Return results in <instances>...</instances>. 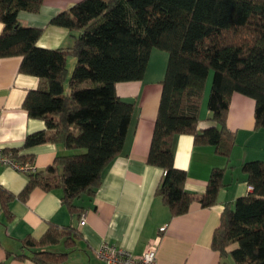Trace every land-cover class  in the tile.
I'll return each instance as SVG.
<instances>
[{
    "label": "trees",
    "instance_id": "obj_1",
    "mask_svg": "<svg viewBox=\"0 0 264 264\" xmlns=\"http://www.w3.org/2000/svg\"><path fill=\"white\" fill-rule=\"evenodd\" d=\"M42 2L0 0V58L20 56L19 71L39 79L23 107L45 124L19 149L4 150L30 165L34 154H19L20 149L54 143L67 153L44 171L27 172L19 197L25 200L36 187L60 188L62 202L80 216L83 208L75 200L94 195L103 171L122 152L135 111V102L119 97L115 86L141 80L158 49L167 53V63L147 156V163L162 170L155 195L172 216L188 212L194 199L212 206L222 170L213 169L205 191L192 195L185 189L186 172L174 166L173 141L190 134L195 143L229 156L234 137L225 123L234 93L254 100L255 126L264 128V0H80L50 19L72 38L71 46L54 49L37 45L42 29L18 20L20 11L38 12ZM69 56L75 62L68 77ZM211 72L206 105L213 125L200 128ZM242 171L250 191L224 205L211 246L234 264H264V160L246 161ZM13 197L0 190V206ZM77 237L76 228L50 225L40 239L24 241V247L35 249L32 254L18 257L55 264L66 253L42 248Z\"/></svg>",
    "mask_w": 264,
    "mask_h": 264
},
{
    "label": "crops",
    "instance_id": "obj_2",
    "mask_svg": "<svg viewBox=\"0 0 264 264\" xmlns=\"http://www.w3.org/2000/svg\"><path fill=\"white\" fill-rule=\"evenodd\" d=\"M78 1L43 0L38 12L20 11L18 20L22 25L42 29L38 46L66 48L72 44L69 31L49 21ZM74 62L69 56L68 77ZM20 63V56L0 58V148L19 149L28 134L45 128L43 120L30 117L23 107L28 91L39 86V79L21 73ZM166 63L167 53L154 49L141 80L116 84L117 95L134 101L135 111L122 152L103 171L102 182L94 195H83L75 200V204L83 208L80 216L62 202L60 188L46 191L36 187L25 200L21 199L19 194L28 180L27 174L0 165V190L14 196L6 207L0 206V262L36 264L18 257L30 256L35 250L24 247V241L40 239L50 225H55L76 228L79 235L73 241L68 240L69 244L60 239L42 248L66 253V257L55 264H106L95 256L102 244L140 255L157 237L156 264H234L230 257L221 258L212 248V235L219 225L224 205L250 191L242 165L249 160H264V128L255 126L254 100L234 93L225 123L234 137L229 156L220 154L213 145L195 143L190 134L177 135L173 141L174 166L186 172L185 189L194 196L201 195L213 169L222 170V185L212 206L202 207L194 199L188 212L172 216L161 198L155 195L162 170L147 163ZM199 115L200 128L213 125L208 120L211 113L204 99ZM65 153L62 144L54 143L19 152L34 154L35 171H44L56 156ZM162 226L166 229L160 232Z\"/></svg>",
    "mask_w": 264,
    "mask_h": 264
},
{
    "label": "built area",
    "instance_id": "obj_3",
    "mask_svg": "<svg viewBox=\"0 0 264 264\" xmlns=\"http://www.w3.org/2000/svg\"><path fill=\"white\" fill-rule=\"evenodd\" d=\"M0 165L9 166L17 171L27 173L35 171L31 164H22L16 161L11 154L6 152L4 148H0ZM81 220L83 216L81 215ZM166 226L160 227V232L164 231ZM149 242L140 255H134L130 251L110 244H102L96 251L95 256L106 264H156V247L157 241Z\"/></svg>",
    "mask_w": 264,
    "mask_h": 264
},
{
    "label": "rangeland",
    "instance_id": "obj_4",
    "mask_svg": "<svg viewBox=\"0 0 264 264\" xmlns=\"http://www.w3.org/2000/svg\"><path fill=\"white\" fill-rule=\"evenodd\" d=\"M158 51H162V50H158ZM166 55V54H165ZM72 61L74 62V58L72 57ZM211 78H212V72H211V75H210V78H209V81H208V85L206 87V92H205V97H204V102H206L207 98H208V93H209V90H210V82H211Z\"/></svg>",
    "mask_w": 264,
    "mask_h": 264
}]
</instances>
